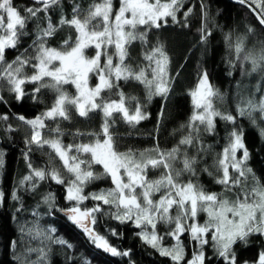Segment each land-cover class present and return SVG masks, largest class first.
<instances>
[{"label":"trees","instance_id":"16d2710c","mask_svg":"<svg viewBox=\"0 0 264 264\" xmlns=\"http://www.w3.org/2000/svg\"><path fill=\"white\" fill-rule=\"evenodd\" d=\"M100 2L101 0H61L60 5L51 7L47 14L39 13L37 19L28 21L27 35L20 38L17 47L6 49L5 60L10 63L17 56L22 59L35 56L32 41L36 39L37 25L40 28L47 27L45 15L51 18L54 26H58L62 16L72 18L74 5H79L80 18L83 19L87 10ZM248 2L250 3V0ZM13 4L22 14L26 7L41 6L35 4L34 0H13ZM252 5L257 8L256 4ZM119 6L120 0H113V12H116ZM189 8L191 12L185 17L184 13ZM177 20L179 23H173L171 18H168L167 24H162L160 28L138 26V32H146V41L137 39L127 45L128 55L125 59V64L133 70L146 67L148 62L144 59L145 54L162 45L169 58V92L166 98L152 96L149 100L145 86L135 80H121L118 87L101 93L105 99L117 100L119 92H123L125 105L130 113L139 103L148 114V119L133 126L121 119L120 114L114 113L113 119L109 121L114 148L120 153L131 150L137 154L145 152L146 155L155 156L150 150L158 148L167 152L179 146L181 153L196 159L195 174L181 171L179 181H191L200 185L206 193H216L218 198L233 202L242 189L250 191L255 187L264 188V113L258 108L251 111V115L241 116L239 112V109L249 110V101L254 105L264 101V65L253 71L251 62L244 59L249 53L256 57L261 54L264 49V27L249 9L230 0H183V7L177 12ZM125 30L127 31V28ZM205 34L206 39L202 40ZM76 35L75 29L68 25L57 27L55 33L48 38L46 46L65 51L62 47L64 41L70 37L74 41ZM237 44L242 45L239 58L235 52ZM85 54L92 57L95 49L89 47ZM33 63L36 61L30 60V63L23 67L19 78L26 79L35 74V69L31 66ZM203 72H207L213 89L219 93V96L213 97V109L221 114L232 115L235 121L217 116L213 131H205L204 125H199V133H193V136L198 138H194L191 145L181 146L180 140L189 135L190 129L187 125L195 110L190 93L196 89ZM148 78L151 79L150 73ZM89 81L93 86L98 82L97 77L92 74L89 75ZM48 82V77L42 82L34 83L27 82L26 79L22 85L25 95L17 100L16 93L10 91L11 85L6 79L0 78V97H3L0 102V116L8 117L7 120L0 119V192L4 194L0 203V264H20V261L16 260L17 256L22 258L24 264H174L169 257L161 256L137 235L141 228H138L134 221L120 223L113 219L107 214L110 211L109 206L103 205L102 202L87 199L79 206L92 209L97 203H101L103 213H95L96 231L118 250H130V256H113L97 248L88 235L60 211L75 206L66 199V184L71 176L48 145L39 147L26 143L31 137L32 129L17 119L21 115L26 119H34L52 107L57 97L56 91L40 86L41 83ZM38 87L40 91H34ZM63 91L70 97L77 94L72 84L63 85ZM67 115V119H45L41 138L59 139L65 146L91 143L94 140L92 136L77 133H100L104 122L100 110L90 112L87 117H81L75 109L68 107ZM57 128L62 133L59 137L55 131ZM233 131L242 133L243 143L249 152V158L243 167L251 169V173L246 172L245 177L240 178L239 186L226 189L224 185L216 182L222 175L217 171V161L221 158L223 150L228 147ZM100 138L102 141L103 136ZM75 154L74 150L69 153ZM241 156L242 151H237L236 158L240 159ZM80 158L89 160L90 156L83 153ZM181 159L178 158L174 163V169H182ZM32 169H56L65 180V185L51 179L35 180V188L32 187L33 182L22 184L21 181ZM90 170L97 175L103 173L102 165L98 164H93ZM121 172L123 173V170ZM163 173V168H149L147 179H158ZM229 175L232 180L238 177V173L231 167ZM113 187L111 178L101 175L99 179L84 186L83 194L87 196ZM137 189L139 193L140 189ZM49 194L55 198L54 207H49L44 202V197ZM13 195L18 199H13ZM160 195L162 192L155 193L152 199L156 201ZM176 214V208L173 207L170 215ZM207 219L206 213L198 212L195 222L202 225ZM187 223L191 224L193 221L188 220ZM22 227L25 229L23 235L20 231ZM173 228L174 224L156 221L155 232L163 237L162 246L171 248L176 243L175 239L168 235ZM27 229H32V233L29 234ZM49 229L55 231L49 232ZM113 229L117 232L116 236L111 234ZM147 230L152 231L150 226ZM38 231L41 234L38 235ZM206 238L209 243L204 246L205 264H222L220 258L214 257L211 233ZM57 239L66 243H56ZM13 240L17 241L15 248L10 247ZM180 240L185 252V259L181 264H186L187 260L192 259L198 243L191 239L188 232L182 233ZM28 249L37 251L29 252ZM233 251L236 264H257L259 254L264 251V235L256 233L250 235L247 242L237 241L233 245Z\"/></svg>","mask_w":264,"mask_h":264},{"label":"snow or ice","instance_id":"6c2138e0","mask_svg":"<svg viewBox=\"0 0 264 264\" xmlns=\"http://www.w3.org/2000/svg\"><path fill=\"white\" fill-rule=\"evenodd\" d=\"M240 2L244 3L245 0H240ZM34 3L41 6L26 7L22 14L20 9L14 6L13 0H0V78L6 79L11 85L10 91L16 93L17 100L25 95L22 85L26 79L27 82L34 83L42 82L45 77H48L49 82L41 83L40 86L50 87L57 93L55 102L48 111L34 119H26L22 115L17 119L32 129L31 137L26 140V143L36 144L39 147L48 145L61 161L65 171L71 176L66 184V199L73 202L75 206L60 209V211L73 224L81 228L97 248L113 256L127 257L131 255V252L130 250H118L105 237L95 233L90 225L96 223L95 213H103L101 203H97L90 210L81 211L79 204L82 201L92 199L108 205L110 211L107 214L120 223L134 221L135 225L141 228L137 235L156 249L161 256L169 257L174 264H181L185 259L184 248L180 240V235L184 232H188L191 239L198 243L192 259L187 260L186 264H205L204 246L209 243L206 238L209 233H211V248L214 257L220 258L222 264H236L233 245L237 241L247 242V238L252 234L264 235V188L255 187L250 191L242 189L236 200L229 202L227 199L218 198L216 193H206L200 185L191 181L187 183L179 181L181 171L195 174L194 165L196 163L194 157L189 158L186 153H181L179 146L167 152L160 151L158 148L150 150L155 153V156L146 155L145 152L137 154L131 150L124 153L117 152L114 148V137L109 131V121L113 119L114 113L120 114L121 119L133 126L148 119V114L139 103L130 113L125 105L123 92H119L117 100L105 99L101 96L105 90L111 91L114 87H118L121 80H135L145 86L149 100L152 96L167 97L169 58L163 46L158 45L145 54L144 59L148 62L146 67L133 70L125 64L128 55L127 45L137 39L146 41V32H138V26L160 28L162 24H167L168 18H171L173 23H179L177 12L183 7V0H169L164 3L161 0H120V6L114 18L112 15L113 0H101L100 3L93 4L83 19L80 18L79 5H74L72 18L67 19L62 16L58 26H54L51 18L45 15L48 21L47 27L40 28L37 25L36 39L32 41L35 56L29 59L17 56L9 63L5 60V51L16 48L20 38L27 35L28 21L37 19L41 12L47 14L51 7L59 6L61 0H34ZM253 3L257 5V8H252V11L257 15L259 23L264 26V0H250V8ZM190 12L191 8L184 13V16L187 17ZM64 25L75 29L77 33L75 40L72 41L70 37L64 41L62 47L66 49L65 51L46 46L48 38L55 33L57 27ZM206 35L202 36V40L206 39ZM89 47L95 49V55L91 58L85 56V50ZM110 47L114 49L112 54L108 52ZM241 51L242 45L237 44L235 47L237 58ZM102 55L105 57L103 65L100 63ZM114 56L117 59L115 65L113 64ZM244 59L250 61L252 70L256 71L264 65V49L261 50L259 57L249 53ZM30 60L36 61L31 64L35 69V74L26 79L19 78L23 67L28 65ZM54 62H58V66H55ZM149 73L151 79L148 78ZM90 74L95 75L98 80L92 88L88 85ZM66 84L75 86L77 94L74 97H70L63 91V85ZM34 91L39 92L40 88ZM190 95L195 110L187 125L190 129L189 135L180 140L181 146L191 145L194 138H198V136L194 137L193 133H199V125H204L205 131H213L214 118L217 116L224 120L235 121L232 115L221 114L213 109L212 98L219 96V93L209 83L207 72L202 73L196 89ZM2 101L3 97H0V102ZM68 107L75 109L81 117H87L90 112L96 110L103 113L104 122L100 133H77V135L92 136L93 142L65 146L59 139L41 138V129L45 127L44 120L57 117L67 119ZM257 108L264 113V101H261L259 105H254L249 101V110L239 109V112L241 116L251 115V111ZM0 119L7 120L8 117L0 116ZM55 131L57 137L62 135L59 128ZM101 136H103L102 141ZM73 150L76 154L69 155ZM237 151H242L240 159L236 158ZM83 153L89 154L90 159H81L80 155ZM178 158H182L181 170L173 167ZM248 158L249 152L243 143L242 133L233 131L230 134L228 147L223 150L221 158L217 161V171L222 175L216 182L224 185L226 189L239 186L240 178L245 177L246 172L251 173V169L243 167ZM93 164L102 165L103 173L94 174L90 170ZM0 165H2V159H0ZM229 167L238 173L236 180L230 177ZM149 168H163L164 173L158 179L150 181L147 179ZM121 170H123V175H121ZM101 175L110 177L114 187L85 196L84 186L99 179ZM37 179H51L58 184L65 185V180L61 178L56 169L47 171L32 169L21 183L33 182L32 187L35 188L34 181ZM137 188L140 189L139 193L136 191ZM161 192L160 198L154 201L153 194ZM3 196V192H0V203L3 201ZM13 199H18V197L13 195ZM54 199V196L49 194L44 197V202L49 207H54ZM173 207L176 208L175 216L170 215ZM113 208L115 211H111ZM198 212H204L208 217L202 225L195 222ZM157 220L174 224V228L168 233L176 241L171 248L162 246L163 237L155 232ZM188 220H192L193 223L188 224ZM148 226L151 227V232L147 230ZM20 231L23 235L25 229L22 227ZM27 231L31 234L33 230L27 229ZM54 231L55 229H49V232ZM37 234L41 233L38 231ZM111 234L117 235L115 229L111 230ZM46 238L51 239L50 236ZM55 242L66 243L60 239ZM16 245L17 241H11L10 247L15 248ZM28 251L37 250L28 249ZM39 251L42 252V250ZM16 260L24 264L20 256H17ZM257 264H264V251L259 254Z\"/></svg>","mask_w":264,"mask_h":264},{"label":"rangeland","instance_id":"374dc122","mask_svg":"<svg viewBox=\"0 0 264 264\" xmlns=\"http://www.w3.org/2000/svg\"><path fill=\"white\" fill-rule=\"evenodd\" d=\"M161 2H162V3H164V2H169V0H161ZM112 15H113V18H114V16H115V12H113ZM108 52H109V54H112V53L114 52V49L110 47V48L108 49ZM94 55H95V54H94ZM94 55H93V56H94ZM85 56L88 57L86 54H85ZM93 56H92V57H93ZM88 58H91V57H88ZM104 61H105V57L102 55V56H101V60H100L101 65L104 64ZM116 63H117V59H116V57L114 56V57H113V64L115 65ZM54 65H55V66H58V62H54ZM50 67H52V66H50ZM208 81H209V78H208ZM209 83H210V81H209ZM210 84H211V83H210ZM88 85H89L90 88L95 87V86L91 85V83H90L89 80H88ZM212 102H213V98H212ZM215 118H216V117H215ZM215 118H214V124H215ZM121 175H123L122 172H121ZM125 182H126V180H125ZM137 193H138V189H137ZM79 207H80V206H79ZM80 209H81V211H87V210H90V209H84V208H82V207H80ZM90 227L93 228V230L95 231V233L99 234V233L96 231L94 225H90ZM99 235H101V234H99ZM101 236H102V235H101Z\"/></svg>","mask_w":264,"mask_h":264},{"label":"water","instance_id":"95a60500","mask_svg":"<svg viewBox=\"0 0 264 264\" xmlns=\"http://www.w3.org/2000/svg\"><path fill=\"white\" fill-rule=\"evenodd\" d=\"M232 3H234V4H240V5H242V6H244V7H246L247 9H249L251 12H252V14L257 18V15L252 11V8H255L253 5H251V8L249 7V2H248V0H245V2L244 3H241L240 2V0H230ZM257 20H258V18H257ZM264 27V26H263Z\"/></svg>","mask_w":264,"mask_h":264}]
</instances>
